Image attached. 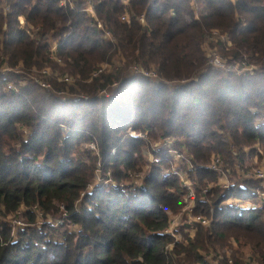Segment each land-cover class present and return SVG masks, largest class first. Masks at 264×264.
<instances>
[{"label":"trees","instance_id":"trees-1","mask_svg":"<svg viewBox=\"0 0 264 264\" xmlns=\"http://www.w3.org/2000/svg\"><path fill=\"white\" fill-rule=\"evenodd\" d=\"M91 1L115 42L105 39L84 12L86 0H66L65 6L62 0H0V71L6 70L0 73V264H210L208 256L222 258L220 253L229 251L232 257L221 264H264V209L211 210L208 200L216 205L222 199L218 189L214 197L197 192V213L213 216L210 227H198L193 238L181 230L179 242L164 235L170 226L167 212L182 210L185 190L177 176L164 175L172 167L168 154L160 165L148 167L142 157L150 141L174 139L200 166L195 180L203 187L206 180L218 182L217 173L203 168L213 153L225 156L224 170L233 180L239 174L233 149L239 154L262 147L259 155L264 154V0ZM214 30L228 35L227 42L216 41L223 54L238 64L247 59L262 71L238 76L207 65L203 46L212 48L206 40ZM103 65L109 69L93 77ZM133 66L154 69L161 81L126 75ZM50 68L73 77V84L95 98L52 96L50 105L39 106V85H12L18 79L11 70ZM162 80L186 83L170 89ZM49 82L56 91L69 86ZM115 83L112 98L97 96ZM129 129L147 133L148 140L129 136ZM90 141L99 157L83 150ZM99 160L119 183L129 172L146 169L144 181L127 189L99 187L77 209ZM239 180L226 198H250L260 185ZM21 207H38L54 218L65 215L81 230L45 224L13 238L7 220ZM25 217L36 222L32 210ZM171 244L176 260L167 248Z\"/></svg>","mask_w":264,"mask_h":264},{"label":"built area","instance_id":"built-area-1","mask_svg":"<svg viewBox=\"0 0 264 264\" xmlns=\"http://www.w3.org/2000/svg\"><path fill=\"white\" fill-rule=\"evenodd\" d=\"M233 3H237L238 0H231ZM125 4H127L126 1H124ZM194 5L195 8H193L194 14H196V20L198 19L197 16V8L192 1L191 5ZM62 6L66 5V0H62L61 2ZM73 2L71 3V7H73ZM84 12H86L89 16L94 18V23L97 25V27L103 32L104 38L107 39L109 42H115V38L113 37L112 33L107 30L104 26V24L96 17L95 11H94V5L91 0H88L84 6ZM200 18V17H199ZM130 15L128 11L123 15L121 21L122 22H129ZM139 21L144 22L143 16L139 18ZM210 41H217L220 40L222 42L228 41V35L222 34L218 30H214L208 37ZM56 49L53 47L51 49L52 52H54ZM211 58V63L215 65L216 67L226 69V59L223 58L221 55L218 54L216 48H210L208 51V59ZM53 58L61 62L56 56H53ZM228 61V60H227ZM210 63V64H211ZM229 63V62H228ZM240 64V63H239ZM239 65L236 68V74L239 76H247V75H254L255 73H258L262 71V67L259 68V65L254 64H248L247 62H243L240 67L243 68V71L238 70ZM50 69H45L42 71L43 74H48ZM104 71V68H100L97 72L93 74V77L99 76L101 72ZM233 73V72H228ZM142 74L145 77L150 78L153 81H161L156 72L154 71H146L140 66H133L130 68V75H138ZM58 80L60 82H63L67 85L73 84L75 79L71 76H59ZM37 84L41 87L43 91H53L56 92L55 89L52 87V85L47 82L43 81L42 79L36 80ZM186 81L178 82L176 84H185ZM118 87V84L115 83L109 88H106L105 90L100 91L97 96L98 97H107L112 98L114 96V93ZM12 86H9V89H11ZM53 88V89H52ZM61 98L63 99H70L73 95H71L67 90L58 91ZM129 136L137 139H144L147 140V133L142 132H136L133 129L128 130ZM176 141L174 139H166L161 141H150L149 147L150 151L147 152L149 155V164L148 165H160L162 161L164 160L163 154H168L170 164L172 165L171 168L164 169V175H175L177 176L182 184V187L185 190V195L183 197V207L182 210L179 212V215L176 217H172V215H176L172 212H167V215L170 219V226L169 228L163 232L165 235H170L175 239V242L182 241V237L180 235V231L183 230L184 233L188 236L193 238L198 230V227H210L213 223V216H208L207 214L203 213H197L198 208V189L204 196L211 195V197H214V192L216 189L219 190L220 195L222 197L221 201L215 205L214 201L208 200L209 204H211V210L214 208H223V207H231L237 210H253V209H264V163L263 167L261 169H253L250 172H245L244 170L240 172L241 164L239 166L236 165L237 171L242 174V178L246 180H256L260 182V185L258 187V190L254 192L253 196L250 198H237V197H229L226 198L227 194L231 191L232 187L234 186V183L230 182L227 177V171L224 170L223 161L222 159L217 156L213 155L210 163L208 165H205L203 168L209 169L215 173H217L218 176V182L216 183H210L207 182L206 186L199 187L197 184V181L192 178L193 175H195V172L197 169L200 168L195 166L193 163V158L189 154V152L186 149H172V145ZM85 151L92 152L93 155L99 157L100 151L98 146L95 143H87L84 145ZM260 152V151H259ZM112 154L115 155V150L112 151ZM259 154V153H258ZM235 157L237 156V153L234 151ZM263 155V154H260ZM236 162V161H235ZM261 162H264V158ZM129 177L128 180H126L123 183L117 182V180L114 179L111 171H108L107 173H104L103 170V164L101 160L97 162L96 169H95V175L92 183L89 185L87 190L81 194L80 199L76 202V208L78 209L81 201L85 197L86 194H91L94 192L97 188L106 186V187H119L121 189H127L130 187H137L140 186L144 181V175L145 173H128ZM197 179V178H196ZM205 197L202 198V200L205 202ZM207 200V199H206ZM214 203V204H213ZM29 210H32L36 214V225L42 226L45 224H49L54 227H58L60 224H63L62 221H53L48 216H45V214L38 208V207H21L16 213H14L12 218L9 220V224L12 226V232H14L16 229L20 227H28L31 226V224H27L23 222L20 217L25 215V213ZM65 217V215H64ZM54 219V218H53ZM170 252H172L173 259L176 260L179 258V255L176 254L174 250V244H171L167 247ZM212 257L214 255L208 256V261L211 264H217L218 262H214L212 260ZM232 261L230 260V264Z\"/></svg>","mask_w":264,"mask_h":264},{"label":"rangeland","instance_id":"rangeland-1","mask_svg":"<svg viewBox=\"0 0 264 264\" xmlns=\"http://www.w3.org/2000/svg\"><path fill=\"white\" fill-rule=\"evenodd\" d=\"M88 0H86V2H87ZM85 2V3H86ZM192 6V8H195V6L192 4L191 5ZM197 16H198V19H199V17H200V15H199V13H197ZM195 18H196V14H195ZM206 42L207 43H210V40L207 38V40H206ZM214 44L213 45H210V46H212V48H216V50H217V52H218V54L219 55H221L223 58H225L226 59V69H222V68H219V67H216L215 65H213L212 63H211V58L209 57V59H208V64L207 65H209L210 67H213L214 69H218V70H220V71H222L224 74H229L228 72H233L234 74H236V68H237V66L239 65V67H238V70H240V71H243V68L242 67H240V65H242V63L243 62H247L248 63V61H247V59H244L242 62H240V64H238L236 61H234V60H232V59H229L230 57L228 56V55H225V54H223V52L221 51V47H220V45L219 44H221L220 42H216V41H212ZM211 42V43H212ZM49 43H50V46H51V49L53 48V47H55V42L53 41V40H50L49 41ZM210 43V44H211ZM206 46V48L203 46V50L205 51V53L207 52V57H208V51H209V49H210V47L209 46H207L208 44H205ZM228 60V61H227ZM115 62L116 63H118V59L117 58H115ZM229 62V63H228ZM211 63V64H210ZM254 65H258V64H254ZM103 68H104V70H107V69H109V66H107V65H103ZM259 68H261L260 67V65H259ZM151 70H154V69H151ZM151 70H148V71H151ZM147 71V70H146ZM6 72V70H1L0 71V73H2V74H4ZM11 72H15L16 74H14V76H17V79H18V83L16 84H14V82H12V85L15 87V88H19V87H25V86H27L28 84H35V85H37L38 86V84H37V82H36V80L37 79H42L43 81H47V82H49L50 80H53V79H57V81L58 82H60L59 80H58V78H59V73H57V72H55L54 70H52L51 68H50V71H49V73L48 74H43L41 71H39V70H37V69H33V70H31L30 72H16V71H12L11 70ZM261 72V71H260ZM260 72H258V73H260ZM258 73H255V74H258ZM125 74L126 75H130V68H128L127 70H126V72H125ZM138 75H140V74H138ZM237 75V74H236ZM135 76V75H134ZM239 76V75H238ZM153 82H155V81H153ZM162 82H164V83H166V81H163L162 80ZM50 83V82H49ZM176 83H178V81H172V82H169V83H166V84H168V86H169V88L170 89H174V88H176L177 87V84ZM51 84V83H50ZM11 85V86H12ZM52 85V84H51ZM40 87V86H39ZM52 87L54 88V86L52 85ZM41 88V87H40ZM52 88V89H53ZM55 89V88H54ZM70 89H73L72 91H76V92H74V93H72L71 91H70ZM56 91V90H55ZM67 91L71 94V95H73L70 99H63V98H61L60 96H62V95H60L59 94V92L58 91H56V92H53V91H43V90H37V93H38V95L41 97V99L42 100H40L39 99V101L40 102H38L37 103V105H39V106H45V105H50V103H51V101H53V99H54V97H52V96H57L58 98H60L62 101H69V100H71V101H74V100H77V99H79V98H84V99H91V98H95V95H89V94H86V93H84V92H82V88L80 87V85L79 84H69V86H68V88H67ZM32 92L34 93V91L32 90ZM114 95H115V93H114ZM63 97V96H62ZM36 101H38V100H36ZM227 138H228V141H229V143H230V141H231V147H234V142H233V140L231 139V137H229V136H227ZM148 140V139H147ZM87 143H95V142H93V141H90V142H87ZM86 143V144H87ZM86 144H84V145H86ZM96 144V143H95ZM178 147V145H177V143L175 142L173 145H172V149H178L177 148ZM260 148H262V147H257L256 148V150L255 149H253V150H251V149H245L243 152H240L239 154H238V152H237V150H235V149H233V151H232V157H231V160H233V158L235 157V155H234V151L237 153V156L235 157L236 159H237V161H236V165L237 166H239L240 164H241V169L239 170L240 172H242L243 170L245 171V172H250V171H252L253 169H261L262 167H263V163L264 162H261L262 160H263V158H264V154L263 155H259L258 153H259V151H261L262 149H260ZM148 151H150V147H149V144L147 143V147L143 150V153H142V157H143V160L145 161V165H144V167L146 166V167H148V166H150V165H148L150 162H149V159H150V157H149V155L147 154V152ZM213 155L215 156V155H217V156H219L222 160L225 158V156L224 155H222V154H218V153H213ZM229 161V162H227V163H233V161ZM144 173H146V169L144 170ZM231 173V172H230ZM227 174V177H228V179H229V181L230 182H232L233 183V181H236L237 182V184H239L238 183V181L237 180H239V182L240 183H242L243 182V178H242V174L241 173H239L238 175H236V179H232L231 177H232V175H230L228 172L226 173ZM241 178H240V177ZM192 178L193 179H195V178H197L195 175H193L192 176ZM206 182H208L207 180H206ZM203 188H204V186H203ZM84 200V199H83ZM81 204H83V201L81 202ZM80 204V205H81ZM29 213V211H27L26 213H25V215H23L22 217H20V219L23 221V222H25V223H29V224H31V226H28V227H20V228H18V229H16L14 232H12L11 233V235H12V237L13 238H17V236H18V232H20L21 230H25V229H29V228H33V227H37V228H42V226H44V225H42V226H37L36 225V222L35 223H30L27 219H26V214H28ZM179 215V213H177L176 212V215H172V217H176V216H178ZM12 218V216L11 217H9V219L7 220L8 222H9V220ZM49 218H51L50 216H49ZM54 218V217H53ZM51 218L53 221H62V223L63 224H60L58 227H54V226H51V225H49V226H51V227H53V228H60L61 226H65V228H64V230H67V231H69V232H76V233H78L79 232V230H81V227L79 226V225H73V224H68V222H67V220H66V217L64 218V215H60V216H58V217H56V218ZM11 228H12V226H11ZM183 239V238H182ZM183 241V240H182ZM221 255H223L222 256V258H220V257H217L216 259H215V257H212V260L214 261V262H218L217 264H221L220 262H219V260H221V261H225V260H223V259H226L228 256L229 257H232V253H231V251H229V252H227L226 253V255L224 256V253H220ZM218 256H219V254H218ZM210 263V262H209ZM229 263V262H228ZM211 264V263H210ZM230 264V263H229Z\"/></svg>","mask_w":264,"mask_h":264}]
</instances>
